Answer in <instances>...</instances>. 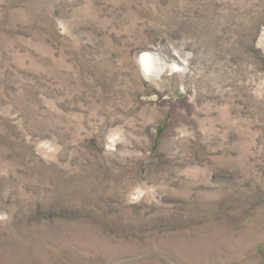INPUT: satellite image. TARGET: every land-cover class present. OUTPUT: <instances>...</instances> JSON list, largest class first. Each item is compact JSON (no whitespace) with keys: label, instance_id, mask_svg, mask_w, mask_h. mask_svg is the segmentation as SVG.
<instances>
[{"label":"rangeland","instance_id":"obj_1","mask_svg":"<svg viewBox=\"0 0 264 264\" xmlns=\"http://www.w3.org/2000/svg\"><path fill=\"white\" fill-rule=\"evenodd\" d=\"M0 264H264V0H0Z\"/></svg>","mask_w":264,"mask_h":264},{"label":"bare ground","instance_id":"obj_2","mask_svg":"<svg viewBox=\"0 0 264 264\" xmlns=\"http://www.w3.org/2000/svg\"><path fill=\"white\" fill-rule=\"evenodd\" d=\"M164 61V60H163ZM175 61V59L173 60ZM141 63L145 71L151 75H161L167 64L160 61L152 51H144L141 55Z\"/></svg>","mask_w":264,"mask_h":264}]
</instances>
